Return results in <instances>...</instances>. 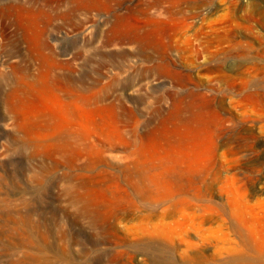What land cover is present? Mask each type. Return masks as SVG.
<instances>
[{"label": "rangeland", "instance_id": "rangeland-1", "mask_svg": "<svg viewBox=\"0 0 264 264\" xmlns=\"http://www.w3.org/2000/svg\"><path fill=\"white\" fill-rule=\"evenodd\" d=\"M0 264H264V0H0Z\"/></svg>", "mask_w": 264, "mask_h": 264}]
</instances>
